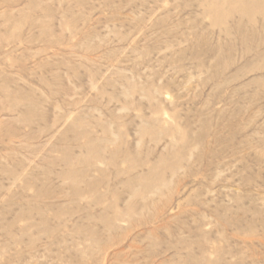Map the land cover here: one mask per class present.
<instances>
[{
	"label": "rangeland",
	"instance_id": "1",
	"mask_svg": "<svg viewBox=\"0 0 264 264\" xmlns=\"http://www.w3.org/2000/svg\"><path fill=\"white\" fill-rule=\"evenodd\" d=\"M0 264H264V0H0Z\"/></svg>",
	"mask_w": 264,
	"mask_h": 264
}]
</instances>
